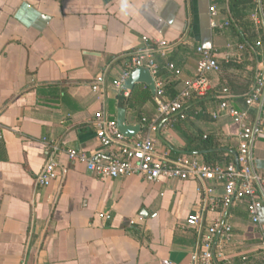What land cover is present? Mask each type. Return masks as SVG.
<instances>
[{"label":"crops","instance_id":"1","mask_svg":"<svg viewBox=\"0 0 264 264\" xmlns=\"http://www.w3.org/2000/svg\"><path fill=\"white\" fill-rule=\"evenodd\" d=\"M216 5L213 27L210 0H0V264H199L200 234L187 226L191 215H200L204 228L218 219L231 226L230 236L217 237L220 263L264 264V196L255 224L246 203L228 210L212 204L223 195L222 184L102 180L66 153L102 149L95 115L105 110L116 118L121 97L131 93L111 88L94 94L91 83L108 71L113 86L146 37L176 44L160 59L169 97L194 76L198 46L216 52L221 71L210 76L211 96L173 121L158 119L152 95L128 111L129 122L158 121L159 153L205 161L195 148L212 141L217 160L235 161L242 124L212 113L219 92L252 85L264 72V27L251 21L252 0L238 3L237 16L229 0ZM244 31L255 42L254 54L240 50ZM229 102L244 109V101ZM253 118L260 129L253 166L264 180V113L255 111ZM55 149L63 178L38 187L36 178Z\"/></svg>","mask_w":264,"mask_h":264},{"label":"built area","instance_id":"2","mask_svg":"<svg viewBox=\"0 0 264 264\" xmlns=\"http://www.w3.org/2000/svg\"><path fill=\"white\" fill-rule=\"evenodd\" d=\"M211 25L216 27L214 18L218 16L216 0H210ZM254 12L251 21L261 29L264 27V0H252ZM227 22L225 25L228 26ZM144 47L129 55V62L121 78L112 86L108 82V71L100 73L91 83L94 94L103 95L109 89L121 90L130 73L138 68H148L156 81L157 114L160 121H173L181 115L186 107L195 98H206L212 90L210 76L221 71V64L216 58L213 49L202 46L196 48L199 56L196 72L185 87L175 97H169L166 83L161 76V62L168 58L176 48V44L167 40L150 42L143 39ZM262 47V42L256 44ZM244 46L240 50H244ZM169 71L179 76L181 71L169 64ZM219 96L227 97L229 90L224 89ZM264 113V72L257 76L253 92L245 99L244 109H235L228 100L220 103L218 111L212 113L214 119L222 116L239 120L242 132L238 136V155L235 161L228 164L217 163L210 165L197 157L180 156L173 158L168 153H159L157 144L158 121L144 120L142 128L148 130V135L142 133L136 138H126L118 129L116 118L111 117L105 110L95 115V132L100 140L102 149L90 155L83 151L69 149L66 153L71 161L83 164L87 171L102 180L139 177L146 182H156L161 179H174L181 182H197L204 186L206 183L222 184V196L211 200L213 205H221L224 210L230 209L235 204L247 205V211L255 224L260 223V210L264 196V180L255 172L253 166V141L260 129L255 123L253 112ZM54 154L48 159L41 173L36 178L38 187H50L55 181L63 178L61 165ZM210 194L212 189H206ZM187 226L199 231V251L197 257L199 264H219L224 260V255L217 249V237L221 233L230 236L231 226L218 219L207 228L203 226L200 215H191L187 219Z\"/></svg>","mask_w":264,"mask_h":264},{"label":"trees","instance_id":"3","mask_svg":"<svg viewBox=\"0 0 264 264\" xmlns=\"http://www.w3.org/2000/svg\"><path fill=\"white\" fill-rule=\"evenodd\" d=\"M242 0H229L230 3V10H231V14H236V7L238 6V3H241ZM245 32V31H244ZM245 36L247 37L246 40L243 41V44L246 48V51L249 52L250 54H254V49H253V44L255 43L254 41H252L253 39L250 38L247 34L248 33H244ZM262 41L264 42V34L262 36ZM161 76H163L162 72H161ZM255 84H256V79L254 81V83L252 85H249L245 88H238L237 90H229V95L227 97H217L218 100L223 101V100H237V101H245V99L253 92L254 88H255ZM210 93L209 95L206 97H210ZM219 96V95H218ZM124 96L121 97V105L123 107H126L128 109V111H132L134 110L136 104L138 102H147L148 100L152 99V94L149 91L148 88L142 89V91L140 92H136L135 90L130 94V97L128 99H126L124 101ZM206 98H195L191 101V103L186 107V109L184 110V112L188 111L189 109H191V107L193 105L196 104H200L201 102H203ZM123 99V100H122ZM218 147H216V145H214L212 143V141H206L205 143L200 144V146H198L197 148H195L196 152H200L203 154L205 161L210 164V165H215L217 163L220 164H228L232 161H228L226 163L221 162L222 160H217L215 158V156L218 154ZM178 155L177 153H174L173 156ZM219 264H225V263H219Z\"/></svg>","mask_w":264,"mask_h":264},{"label":"water","instance_id":"4","mask_svg":"<svg viewBox=\"0 0 264 264\" xmlns=\"http://www.w3.org/2000/svg\"><path fill=\"white\" fill-rule=\"evenodd\" d=\"M138 85L145 86L149 89L153 96L156 95V81L148 68H138L133 70L126 82L123 84L120 92L124 91L132 93ZM117 127L119 131L128 139L136 138L143 132L142 125L140 123H131L128 120V109L122 107L118 109L116 117Z\"/></svg>","mask_w":264,"mask_h":264},{"label":"rangeland","instance_id":"5","mask_svg":"<svg viewBox=\"0 0 264 264\" xmlns=\"http://www.w3.org/2000/svg\"><path fill=\"white\" fill-rule=\"evenodd\" d=\"M142 89H143V86H142V85H138V86L135 88V91H136V92H140V91H142Z\"/></svg>","mask_w":264,"mask_h":264}]
</instances>
